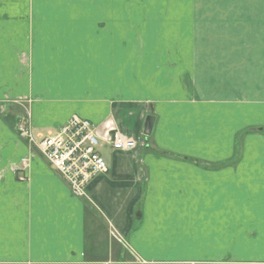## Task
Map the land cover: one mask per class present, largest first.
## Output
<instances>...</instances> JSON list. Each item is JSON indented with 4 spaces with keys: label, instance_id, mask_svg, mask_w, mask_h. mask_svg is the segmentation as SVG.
<instances>
[{
    "label": "crops",
    "instance_id": "0c3cea01",
    "mask_svg": "<svg viewBox=\"0 0 264 264\" xmlns=\"http://www.w3.org/2000/svg\"><path fill=\"white\" fill-rule=\"evenodd\" d=\"M213 3L225 48L123 0H0V264H264V43L244 4L264 0ZM73 115L145 143L104 144L82 197L17 129Z\"/></svg>",
    "mask_w": 264,
    "mask_h": 264
},
{
    "label": "built area",
    "instance_id": "2783aa9c",
    "mask_svg": "<svg viewBox=\"0 0 264 264\" xmlns=\"http://www.w3.org/2000/svg\"><path fill=\"white\" fill-rule=\"evenodd\" d=\"M102 132L99 125L73 115L56 132L36 135L29 122L19 123L20 135L35 148L48 163L66 180L73 194L86 195L88 185L97 176L109 173V166L100 153L104 144L119 151H132L140 144L127 138L115 127L108 126ZM30 167V158L24 157L12 167L19 179L25 180Z\"/></svg>",
    "mask_w": 264,
    "mask_h": 264
},
{
    "label": "rangeland",
    "instance_id": "374dc122",
    "mask_svg": "<svg viewBox=\"0 0 264 264\" xmlns=\"http://www.w3.org/2000/svg\"><path fill=\"white\" fill-rule=\"evenodd\" d=\"M123 3L126 4V14L133 17V23L139 24L140 22L148 21L145 20L146 16L157 17V21L159 17H162L161 21L163 22L162 27L164 31L185 30L187 33V47L225 48L224 34L220 35L219 33L218 36H215L216 38L214 37V39H212L213 35L216 34L215 27L217 23L219 22V26L220 24L223 25L226 9L225 3H213V0H189L187 3H162L161 0H138V2L123 0ZM244 4L246 5L245 13H248L251 23V36L249 35L250 32L247 33L249 39L252 38V36H257L255 33L258 32L260 23L262 26L260 27L261 36L259 38L257 36V38H254L252 41L250 40V46L257 47L258 42L259 46H261V43H264V3ZM256 17H260V19L257 20ZM178 27L180 29H178ZM154 28L155 26L152 25L151 30ZM194 36L195 39L193 40L192 38ZM18 123H24V121L20 119ZM35 134L38 135L37 132H35ZM41 134L47 135L49 133L47 131H42ZM141 146L143 147V145ZM31 152H36L35 148H33ZM101 153L104 159H107L109 150L104 148L101 150Z\"/></svg>",
    "mask_w": 264,
    "mask_h": 264
},
{
    "label": "water",
    "instance_id": "95a60500",
    "mask_svg": "<svg viewBox=\"0 0 264 264\" xmlns=\"http://www.w3.org/2000/svg\"><path fill=\"white\" fill-rule=\"evenodd\" d=\"M154 117L153 116H149L146 120V124H145V135L146 136H150L152 133V129H153V125H154Z\"/></svg>",
    "mask_w": 264,
    "mask_h": 264
}]
</instances>
